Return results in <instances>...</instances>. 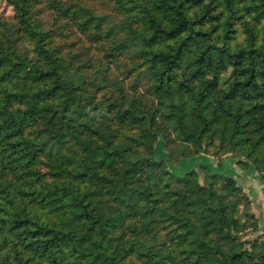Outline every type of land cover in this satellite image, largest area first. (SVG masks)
Returning a JSON list of instances; mask_svg holds the SVG:
<instances>
[{
    "label": "trees",
    "instance_id": "obj_1",
    "mask_svg": "<svg viewBox=\"0 0 264 264\" xmlns=\"http://www.w3.org/2000/svg\"><path fill=\"white\" fill-rule=\"evenodd\" d=\"M6 1L0 264H264L242 186L195 162L264 177V0Z\"/></svg>",
    "mask_w": 264,
    "mask_h": 264
},
{
    "label": "rangeland",
    "instance_id": "obj_2",
    "mask_svg": "<svg viewBox=\"0 0 264 264\" xmlns=\"http://www.w3.org/2000/svg\"><path fill=\"white\" fill-rule=\"evenodd\" d=\"M96 13L98 15H104L107 18L116 17V12L111 4L107 1H98L96 4H92ZM14 14V9L11 5L8 4L6 0H0V15L12 16ZM125 70V68H122ZM230 77V76H229ZM133 77L127 78L129 82V88H131ZM141 85V83H139ZM230 90L225 89L223 95L225 97L229 96ZM157 156L167 157L166 155V138L163 133H157ZM169 147H173L169 146ZM167 147V149L169 148ZM175 156H179V151L175 152ZM223 157V158H222ZM222 158L223 166H218L219 160ZM245 159L244 157L234 155L232 153L221 154L217 152L216 147L210 149V153H201V157L196 159L195 162L202 163L207 169H213L216 172L222 173L227 176H233L237 182L243 188L244 199L248 198V203L245 204L243 200L239 201L241 207H245V211L249 217L253 220L258 221V231H251L247 225L241 228L249 229L248 235L245 237L247 240H251L257 237L264 239V177L262 174H259L252 164L247 162H240V160ZM193 163V161H189ZM188 163L184 165V160L180 161V164L174 166L170 164V168L175 170L176 173H182L184 170L189 169L193 164ZM201 181L204 182V176L201 175ZM252 224V221H250Z\"/></svg>",
    "mask_w": 264,
    "mask_h": 264
},
{
    "label": "crops",
    "instance_id": "obj_3",
    "mask_svg": "<svg viewBox=\"0 0 264 264\" xmlns=\"http://www.w3.org/2000/svg\"><path fill=\"white\" fill-rule=\"evenodd\" d=\"M201 157V155L198 157V159Z\"/></svg>",
    "mask_w": 264,
    "mask_h": 264
}]
</instances>
